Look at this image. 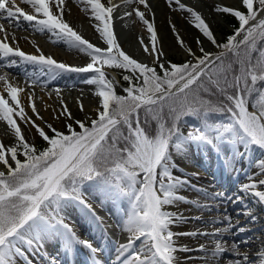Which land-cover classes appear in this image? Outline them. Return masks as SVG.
<instances>
[{"label":"snow or ice","instance_id":"snow-or-ice-1","mask_svg":"<svg viewBox=\"0 0 264 264\" xmlns=\"http://www.w3.org/2000/svg\"><path fill=\"white\" fill-rule=\"evenodd\" d=\"M21 2L29 5L31 12H26L16 0H0V18H22L34 31L51 34L54 43L62 42L85 54L89 62L70 66L46 56L39 48V54H27L14 46V36L9 42V33L2 23L0 61L35 66V71L25 73L29 87H45L40 83L42 77L55 81L66 73L91 74L84 82L95 86L98 107L89 122L74 120L61 98V111L55 118L65 116L69 121L66 131L51 124L42 128L26 114L21 101L25 89L14 82V77L9 79L8 73L0 75V87L6 93L0 94V122L15 138L12 146L0 143V264H20L27 251L44 252L45 244L53 241L67 255L78 246L86 249L89 264H102L97 258L101 249L90 240L81 239L66 222L70 220L67 210L73 207L92 222L100 220L88 203L90 196L99 197L101 206L107 202L120 206L123 213L122 230L128 233V240L116 248L112 264H180L175 254L190 251L176 245L175 237L181 235L212 238L214 247L210 254L205 245L198 249L206 253L202 259L207 260L210 255L218 262L228 252L233 256L230 264H264V251H259L253 260L236 243L223 239L234 227L230 216L224 215L227 223L211 233L174 232L172 227L186 218L167 210L177 202L208 207L178 194L189 181L174 174L178 168L175 156H185L193 147H211L229 168L256 149L264 152V16L260 15L264 13V0H239L238 7L223 5L214 9L234 17L239 24L222 44L217 43L200 12L182 0H167L170 8L186 14L188 23L220 49L212 53L200 46L201 55L197 56L186 48L192 59L179 64L161 62L164 53L158 47V34L146 15L151 11L148 0H124L127 5L136 4L146 10L135 7L125 11L123 17L134 15L146 26L150 47L143 39L140 44L146 54L154 57L159 72L122 49L113 23L118 6L111 0L108 6L101 0H78L104 47L85 39L66 21L65 0ZM171 28L177 43L184 47L175 25ZM196 43L200 45L201 40ZM7 66L0 64V68ZM106 69L131 74L123 76L129 83L125 95L116 93ZM53 91L59 98L61 89ZM77 103L84 111L83 104ZM28 107L36 119H43L35 106L34 94H28ZM17 118L34 128L46 142L43 149L27 141ZM188 118L196 123L189 125ZM256 166L258 172L249 176V182L242 184L238 192L264 204V159ZM222 195L214 194L211 199ZM230 199L241 203L243 198L236 195ZM52 264H56L54 259Z\"/></svg>","mask_w":264,"mask_h":264},{"label":"bare ground","instance_id":"bare-ground-1","mask_svg":"<svg viewBox=\"0 0 264 264\" xmlns=\"http://www.w3.org/2000/svg\"><path fill=\"white\" fill-rule=\"evenodd\" d=\"M160 1H162V5L161 3L157 4L154 7H151L150 12H146V15L149 21L154 22V26L156 28L158 36H160L162 41L166 43L167 45H170L171 44L170 41H172L173 46L176 45L178 47H181L177 43L176 34L172 31V28H171V25L174 24L176 27V32L179 33L180 37L184 40L185 50L186 48H191L197 55L199 52V47L201 46V44L197 45L196 43V40L198 39L197 30L194 27H192L188 23V21L184 18L186 14L181 13L179 11H174L173 8L167 7L168 5L167 0H160ZM219 1H220V6L227 5V6L234 7L235 5H238L239 3V0H219ZM182 2L187 5L192 6L196 11L200 12L202 16L205 18L206 22L209 23L210 27L213 30H216V28H222L224 26L223 21L226 19L224 18V16L220 15L221 20H219L215 18L214 16H212L211 14L209 15L207 12L203 11L202 7L199 8L195 6L194 2H190L189 0H182ZM18 3L21 8L30 7L29 5L22 3L21 0H18ZM202 3H206V5H208V7L211 8V10L213 11H215L214 9L217 7L215 0H208L207 2L203 1ZM23 9L25 10V8ZM66 10L67 8H65V19L74 28L75 31L79 33L78 27L81 23L80 20H83L85 22L83 24L85 28L90 29L92 34L93 33L98 34L95 31L94 27L92 26L91 22L93 21L91 22L85 21V18L81 16L80 13L79 15L75 13L76 10L72 9L70 11L69 9V12L71 13L67 12ZM140 10L146 11L145 9H143V7ZM215 13L218 14L216 11ZM260 15L264 16V13ZM132 17L135 19L134 16ZM117 18H119V16ZM258 18L260 17L258 16ZM0 21H4L8 25H11L12 29L13 28H16V30L18 29V33H17L15 32V30L12 31L9 28V26L8 27L5 26L6 31L9 33V42L11 43V37L14 36L17 42L14 46H18L22 51H24L27 54H39L36 52V49L39 48L43 52V54H45L46 56H52L58 62L65 63L70 66H84L87 62H89V58L85 54H82L74 49H69L62 42L54 43L53 42L54 37H51V34L46 33V32L38 33L34 31L32 25L29 22L24 21L22 18H20L19 20H11V21L7 20L6 18H0ZM135 21L137 23H141L137 20ZM123 27L121 24L116 25L114 23V32L118 38V43L121 45L122 49L127 54H129L130 56L138 60L139 62L146 63L149 66L152 65L153 61L147 58L143 49L138 45V42L136 41L138 39L137 35L131 31L130 25L129 24L123 25ZM144 32H147L146 26L144 28ZM79 34L82 35L85 39L90 41V37L88 33H79ZM145 36L149 37V34H145ZM41 40L42 41L45 40L50 45V48H53L54 53L53 51L52 52L50 51L52 49L49 50L48 47H46L47 45L44 46L43 44H41L42 43ZM92 42L94 43V41ZM211 45H212L211 42L207 40L203 42V47L206 49V51H209V48ZM102 47H104V45H102ZM173 48H175V46ZM173 48L171 47L170 49L168 48V46H166V51H165L166 53L164 55V60L173 52ZM58 50L63 51L62 52L63 57L57 54ZM176 52H178V50H174V53ZM10 59L18 60L19 58H9V60ZM0 64L8 65L7 67L0 68V75L4 73H8L9 79H12L14 77L15 78L14 82L18 86L25 89V92L21 94V101L25 109H27V112L30 114L29 117L32 120H34L36 124L46 127V124L52 125V122H54L60 128H65V125L69 123V121L65 118V116H60L59 119L55 118L56 116L59 115L61 111V107H62L61 102H60L61 98L63 99V101L67 104L68 108L70 109L74 120H82L85 122H89V118H92V119L95 118L96 116L95 109L98 107V98L94 95L95 89L93 85L86 84L84 80L80 81L79 79L80 74H75V73L62 74L55 81H48L47 77H42L40 83L42 85H46L45 87L43 88L39 86L29 87L28 82H26V79H25V73H31L35 71L36 70L35 66L28 65V64L9 65L8 60L0 61ZM20 78H22V80ZM55 88L61 89L59 98L57 97L56 93L53 91V89ZM0 90H3L2 87H0ZM33 93L34 95L36 94L39 95V99H40L39 101H41L39 102L41 104L40 105L41 113L39 115L43 118L42 120L36 119V116L32 113L31 108L27 106L28 105V94H33ZM77 101H80L83 104L84 111L80 110V106L77 103ZM17 122L20 125L22 132L27 134L28 136H30L31 133L35 132L34 128L20 121L18 118H17ZM74 126L78 128V125L74 124ZM10 136H14V135L10 133L8 137ZM203 150H204L203 152L202 150H197L199 154H197L198 159L196 158L195 160L198 162L197 164L200 163L202 167L212 172L211 182L214 184L213 186H216V187L209 188L208 194L210 195V197H212L214 194H217V193H222L223 195L217 196L215 200H212L211 198H206V196H204V194H201V193H196L193 197L181 194L182 196L186 197L187 200L189 201L191 198H195V201H197L200 205H208V207H197V205L195 204L183 203V202H177L175 206H170L167 210L174 212V213L181 214L184 218H186L185 222H182L179 225L173 226L172 230L174 232H185V233H191V232L211 233L214 231L215 228L223 227L224 224L227 223L226 221H223V216L228 215L231 217V223L235 222L233 224L234 227L231 232L237 231L238 229L237 227L238 225H240L238 224V222L241 220L239 219L235 220L236 214L242 213L243 217L247 221V220H250L248 219V217L250 218V216L255 214L256 210L258 211L261 208L258 205H256V203H254L251 198L246 197L244 193L238 192V189L235 188L233 182L235 181V179L237 180L239 177H241V171L239 170V167H242L243 169L242 172H243L244 169L247 167V164L250 158H255V155L259 156L261 154V151L256 149L248 155V158L238 159L236 162H234L232 167L225 168L224 170L216 171L217 169L215 167V159L213 158V155L209 154V152H207V149H203ZM175 160H177L176 163H181L180 160H178V157ZM185 169L188 170V167L185 166ZM174 172L185 173L179 167L176 170H174ZM257 172L258 170L255 171V173ZM261 178H264V177H261ZM191 179L197 183L206 181L204 178H201L198 176H194ZM262 188L264 189V187ZM183 189L197 191V189H195L192 185H189V184L185 185ZM233 190L237 191L238 195L243 198L241 203H234L230 199L231 197H234V195H232ZM90 198L95 199L96 201L100 202L99 197L90 196ZM218 202H223L225 203V205L230 204V206L226 208L225 212H223L221 210L222 208L219 209L220 207L217 206ZM103 206L109 209L110 212L116 215L122 214V212L120 211V206H114L111 202H107ZM233 206H240L242 208L249 206L248 209L250 213L252 212L253 214L248 216V215H245V212H247L246 210L245 211L239 210V209L232 210ZM124 207L126 208L127 205L125 204ZM197 210L202 211L201 214L197 216L192 215V213ZM192 216L194 217L192 218ZM214 221H221L222 223H214ZM260 222H262L263 224L262 226L264 228V221L261 220ZM77 224L81 230H86L87 224L85 223V221L77 222ZM89 226H92V224H90ZM257 228L258 230L263 229L259 227ZM237 234H239V236H242V235L249 236V235H252L253 233L246 231L245 233H237ZM262 236L263 235L257 236L256 239L258 241L255 243L257 244L256 246L260 244L261 249L264 251V238ZM211 240L212 238L210 236H202V235H196V236L181 235V236L175 237L176 245L178 247L186 246L190 249V251L177 252L175 254L178 257L180 264L189 263L187 262L188 260L191 261L193 264H207V261L201 258V257H204L206 253L198 251V249L191 250L192 248L190 247H193V244H197L199 248H200V245H205L206 248L209 249L208 248L209 246H214ZM137 244H139V242H137ZM109 248L110 246L107 245L105 248L106 252L109 251ZM48 250H49L47 254L48 258H45L44 260H42L43 264H52L53 259L55 260L56 264L63 262V257L61 256V254H59L57 250H54L53 252L54 254L51 252L52 250L50 249ZM73 253L76 255V258L72 259L73 255L71 254L70 257L68 258V261H71L70 259H72V262L74 264H89L88 262H86L84 257L78 254L77 251ZM208 253L210 254V252ZM225 253L227 254L228 252H225ZM253 255L251 254L250 258L253 260H256L258 256H255V255L253 256ZM66 263H67V259H66Z\"/></svg>","mask_w":264,"mask_h":264},{"label":"rangeland","instance_id":"rangeland-1","mask_svg":"<svg viewBox=\"0 0 264 264\" xmlns=\"http://www.w3.org/2000/svg\"><path fill=\"white\" fill-rule=\"evenodd\" d=\"M203 1H205V2H207L208 0H193V2L195 3V6H197V7H202V10L203 11H205V12H207L209 15L211 14L212 16H214L215 18H217V19H219V20H221V17H220V15L221 16H224V18H226L224 21H223V27L222 28H216V30H213L212 28V31H213V33H214V36H215V38H216V40H217V43H220V44H222V43H224V41L226 40V38L228 37V35H229V33L232 31L233 32V27H235V25L238 23V21H236V19L234 18V17H232V16H230V15H227V14H220V13H218V14H216L215 13V11H213V10H211V8H209L208 7V5H206V3H202ZM215 2H216V4H217V6H220V1L219 0H215ZM119 3L120 4H117V8H116V10L114 11L115 13H121L120 15H119V18L117 19V21H119L120 22V24L122 25V27H123V25H127V24H129L130 25V27H131V31L134 33V34H136L137 35V42H138V45L142 48V46H141V44H140V40L141 39H143V41H144V43L145 44H147V45H149V47H150V43H149V37H146L145 36V34H149V33H147V32H144V28H145V26L142 24V23H137L135 20L136 19H134L133 17H123V13L125 12V11H131L133 8H135V7H140V9H142V7L143 6H138V5H136V4H132V5H127V4H125L124 3V0H119ZM161 3V5H162V1H160V0H156V1H154L153 2V5H152V7H154L155 5H157V4H160ZM127 7H126V6ZM238 5H239V3H238ZM238 5H235L234 7H238ZM131 7V8H130ZM167 7H169L168 5H167ZM126 8V9H125ZM130 8V9H129ZM200 10V9H199ZM67 12H69V9H67ZM69 13H71V12H69ZM134 16V15H133ZM114 17H118V16H116V15H114ZM120 17H123L122 19L120 18ZM116 21V22H117ZM123 22H124V24H123ZM187 25H188V23H187ZM4 26H6V27H8V25H5L4 24ZM125 27V26H124ZM123 27V28H124ZM189 27V26H188ZM125 29V28H124ZM13 31V30H12ZM18 33V32H17ZM95 33H88V35H89V37H90V41L92 42V41H94V43H95V45H97V46H101L102 47V45H103V43H102V41L100 40V38L98 37L99 35L98 34H95ZM93 35V36H92ZM197 36H198V39H200L201 40V46H203V42L206 40L205 38H203L202 37V35L198 32V30H197ZM92 37V38H91ZM158 39H159V44H158V47L160 48V50L164 53V55H165V51H166V46H168V48H170L171 49V47L173 48L174 46H175V48H173V52L172 51H170V52H172L167 58H165V60H164V55H163V57L161 58V62H171V63H177V64H179V63H182V62H184V61H186V60H191L192 58L190 57V56H188V54H187V52H186V50H185V48L184 47H178V46H176V45H174L173 46V43H172V41H170L171 42V44L170 45H167L166 43H164L163 41H162V39H161V37L160 36H158ZM41 42L43 43V45L45 46V45H48L47 47H49L50 48V45L48 44V43H45L46 41H42L41 40ZM99 42V43H98ZM93 43V42H92ZM93 43V44H94ZM52 50H50L51 52L53 51V53H54V50H53V48H51ZM143 49V48H142ZM174 50H178V52H176V53H174ZM206 50V49H205ZM218 51H220V49H218L215 45H211L210 46V48H209V52H212V53H216V52H218ZM63 51H61V50H58L57 51V54L58 55H61L62 56V53ZM61 53V54H60ZM145 55L147 56V58H149L150 60H154V57L153 56H150V55H148V54H146L145 53ZM187 55V56H186ZM199 55H201V53H200V51L198 52V54H197V56H199ZM63 57V56H62ZM150 66H152V67H155L156 69H157V71L159 72V67H158V65L157 64H152V65H150ZM109 71H108V69H106V73H108ZM79 79H80V81H85L86 79H88V78H90L91 77V74H80L79 75ZM21 80H22V78H20ZM112 81L114 82V84H115V91H116V93L118 94V95H125V92H124V89L125 88H127L128 86H123V85H118L117 84V81L115 80V76L113 75L112 76ZM116 81V82H115ZM94 87V89H95V86H93ZM95 91V90H94ZM34 92V91H33ZM35 93V92H34ZM33 93V94H34ZM0 94H4V95H6V93H3V90H0ZM38 97V98H37ZM98 98V97H97ZM37 99V100H36ZM34 102H35V106H36V108H37V111L39 112V114L41 113V104L39 103V102H41V101H39L40 99H39V95L38 94H36V95H34ZM39 103V104H38ZM28 106V105H27ZM25 111H26V114H27V116H29L30 114L27 112V109H25ZM94 119V118H93ZM41 126V125H40ZM52 126L53 127H55V128H57L58 130H61V131H66V128H60L56 123H54V122H52ZM42 128H46V127H44V126H41ZM75 127V126H74ZM76 129L77 130H79L77 127H76ZM10 133H11V131H10V129H8L7 128V126H6V124L4 123V122H0V143H3L4 145H6V146H12L14 143H15V138H14V136H10V137H8L9 135H10ZM23 133V132H22ZM49 134H51V133H49ZM23 135L25 136V138L27 139V141L29 142V143H31V144H34L36 147H38L39 145H41V143H43L42 141V139L39 137V135L36 133V131L34 132V133H31V135L30 136H28L27 134H25V133H23ZM193 149H195L194 151L197 153V150H202V152L204 151L203 149H207V152H209V154H212L213 155V158L215 159V167H216V169L218 170L219 168H223V169H225L226 167H225V165H224V162L221 160V159H219V157L217 156V153L213 150V148H211V147H201V148H196V147H193V148H191V150L193 151ZM193 151V152H194ZM177 157H178V160H179V157H181V156H175L174 157V159H177ZM198 156H197V154L195 155V158L194 159H196ZM259 157H261L260 155L259 156H256L255 155V158H251L250 160H249V162H248V171L249 172H252V171H254V170H258V168H257V166H256V159L257 158H259ZM198 159V158H197ZM254 160V161H253ZM175 161H177V160H175ZM191 161H196V160H191ZM237 161V160H236ZM235 161V162H236ZM182 162L183 163H186L187 165H186V167H188V173H190L192 170H193V172L194 171H196V172H198V174H199V177H201V178H204L206 181L205 182H203V184H202V182H201V184H199V183H197V182H194V181H192V180H190V179H188L187 178V174H178L177 176H180L181 178H183V179H187L190 183H194V185H196V186H200V187H202V188H204V187H207V185L208 186H211L210 184V182L207 180V178L209 177L208 176V173L205 171V170H203L202 168H197V167H195L194 165H192V164H190L188 161H187V158L185 157V160H182ZM221 163L220 164V167H217V164L218 163ZM192 169V170H191ZM191 170V171H190ZM220 170V169H219ZM240 170H242V168H240ZM246 175V174H245ZM205 183V184H204ZM213 184V183H212ZM233 184H234V186H235V188L236 189H239V187L241 186L240 185V182L238 181V182H233ZM212 188V187H211ZM181 191L182 190H180L178 193H179V195H181ZM234 191L235 190H233L232 192H233V194L232 195H234V196H236V195H238V192L237 191H235V193H234ZM237 192V193H236ZM246 195V197H248V198H251L252 200H253V202L254 203H256V205H258L261 209L260 210H256L255 211V214L254 215H252V216H250V218L248 217V219H250V220H247L246 221V219L243 217V214L242 213H239V214H236V217H235V220H237V219H239V220H241V221H239L238 222V224H240V225H238V229H237V231H239V232H237V231H233V232H231L230 234H227V235H225L224 236V240L225 241H227L229 244H231V243H236L237 245H238V247L240 248V250L241 251H243V252H247L248 254H249V256L252 254H254L255 256H258V252L259 251H263L262 249H261V246H260V244L258 245V246H256L257 244L255 243V242H257L258 240L256 239L257 238V236H259V235H263L262 237L264 238V228H263V224H262V222H260L261 220H263L264 221V204H261V203H259L258 201H257V199L255 198V197H252V196H250V195H248V194H245ZM88 200L90 201V202H94L95 203V201L94 200H92V198L90 199V198H88ZM88 201V202H89ZM221 203V204H220ZM217 206L218 207H220L219 209H221L223 212H225V210H226V208L227 207H229L230 206V204H226L225 205V203H223V202H218L217 203ZM103 207V206H102ZM249 207V206H248ZM248 207H244V208H242V207H240V206H233L232 207V210H243V211H247V212H250L249 211V209H248ZM74 209L72 210L73 211V215H77V217L78 216H80V214H83L78 208H75V207H73ZM104 209L107 211V212H109V214H111V217H112V223L114 224V226L116 227V229H117V231H116V233H114L115 234V237H118V238H115V239H120L121 238V236H125V237H127V239H128V233H126V232H124L123 230H122V215H123V213L121 214V215H116V214H114V213H112V212H110V210L109 209H107V208H105L104 207ZM242 211V212H243ZM244 213V212H243ZM251 214H253L252 212H251ZM252 217H254L255 219L253 220V219H251ZM244 221H243V220ZM234 220V221H235ZM67 222L68 223H71V221L70 220H67ZM73 222V221H72ZM120 223V224H119ZM235 222H232V224H234ZM260 223V224H259ZM72 225V224H71ZM254 226V227H253ZM250 227V228H249ZM257 227H259V228H263L262 230H258V228ZM241 228H243L244 230L243 231H240L239 229H241ZM246 231H249V232H251V233H253L252 235H242V236H239V234H237V233H245ZM263 233V234H262ZM85 234L86 233H83V234H79V236H80V238L81 239H87L86 238V236H85ZM232 235V236H231ZM229 236V237H228ZM231 237V238H230ZM56 243L57 241H53L52 243ZM124 242H126V241H124ZM254 242V243H253ZM58 244V246H57V251L59 252V254H61V256L63 257V262L62 263H59V264H74L73 262H71V261H68V258L70 257V255H67V254H65V252L61 249V247H60V245H59V243H57ZM254 245V246H253ZM46 248H47V250L48 249H50V250H52V248L54 247H52V245H47V246H45ZM51 247V248H50ZM214 246H209L208 248V252H211V250H212V248H213ZM190 248H192L191 250H197V249H199V246L197 245V244H193V247H190ZM55 249V248H54ZM49 251V250H48ZM87 253V254H86ZM45 253L44 252H42V255H43V258H45V255H44ZM46 254H48V252L46 253ZM85 257H86V262L88 261H90V256H89V252L85 249ZM29 258H34L35 257V255H34V253L32 252V251H27V254H26ZM116 255H117V253H116V251H115V253H111V254H108L107 255V257H103V256H101L99 253H97V258L102 262V264H112V261L113 260H115V258H116ZM206 255V254H205ZM253 255V256H254ZM66 257V258H65ZM191 257H193V256H191ZM209 257H210V255H209ZM190 258V257H189ZM189 258H187V259H189ZM66 259H67V263H66ZM103 259V260H102ZM233 259V256L231 255V254H226V253H224L223 254V256H222V258L217 262V261H213V259H211V258H208L206 261H207V264H230V261ZM44 260V259H43ZM33 261V260H32ZM187 262H189V263H186V264H193L191 261H187ZM20 264H22L21 262H20ZM30 264H31V262H30ZM32 264H35L34 262H32Z\"/></svg>","mask_w":264,"mask_h":264},{"label":"trees","instance_id":"trees-1","mask_svg":"<svg viewBox=\"0 0 264 264\" xmlns=\"http://www.w3.org/2000/svg\"><path fill=\"white\" fill-rule=\"evenodd\" d=\"M238 27H239V24L237 23V24L235 25V27H233V29L235 30V29L238 28ZM232 34H233V32L231 31V32L229 33L228 37L231 36ZM228 37H227V38H228ZM227 38H226V40H227ZM226 40L224 41V43L226 42ZM113 70L115 71V73H116V75H117L118 81H119L121 84H124V85L129 86V83L123 79V76H124V75H131V74L128 73V72H125V71H123V70H119V69H113ZM107 76H108L109 79H111V77H110L109 75H107ZM187 123H188L189 125H192V124H195L196 121L193 120L192 118H188ZM42 142H43V143H41V145H39V146L37 147L38 149H43V148L46 146V142H44V141H42ZM21 159H23V157H21Z\"/></svg>","mask_w":264,"mask_h":264}]
</instances>
